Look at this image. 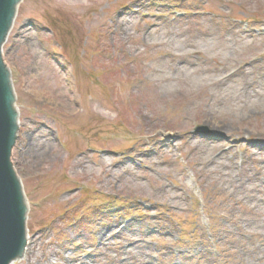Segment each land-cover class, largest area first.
Wrapping results in <instances>:
<instances>
[{
  "label": "rangeland",
  "instance_id": "1",
  "mask_svg": "<svg viewBox=\"0 0 264 264\" xmlns=\"http://www.w3.org/2000/svg\"><path fill=\"white\" fill-rule=\"evenodd\" d=\"M19 7L16 264H264V0Z\"/></svg>",
  "mask_w": 264,
  "mask_h": 264
},
{
  "label": "water",
  "instance_id": "2",
  "mask_svg": "<svg viewBox=\"0 0 264 264\" xmlns=\"http://www.w3.org/2000/svg\"><path fill=\"white\" fill-rule=\"evenodd\" d=\"M21 1L0 0V264H13L27 246L28 204L11 159L18 138V104L2 53Z\"/></svg>",
  "mask_w": 264,
  "mask_h": 264
},
{
  "label": "bare ground",
  "instance_id": "3",
  "mask_svg": "<svg viewBox=\"0 0 264 264\" xmlns=\"http://www.w3.org/2000/svg\"><path fill=\"white\" fill-rule=\"evenodd\" d=\"M119 22H120V18H118L117 19ZM15 21H16V18H15V20L13 21L14 23H15ZM13 24V23H12ZM11 24V26H10V30H9V32H8V34H7V38L8 37H10V31H11V28H12V26L14 25H12ZM190 61V60H189ZM207 114H209V113H207ZM207 118V123L208 124H210L209 122L211 121L210 120V118H208V117H206ZM20 122V121H19ZM20 124V123H19ZM214 128L215 129H217V130H219V132L220 131H224V130H226V128H225V125L222 123V124H215L214 125ZM210 139H212V138H209V141H210V144H212L213 143V141H215L216 139H214L213 141L212 140H210ZM207 146H208V144L207 143H205ZM176 147V144L174 143V141L172 140V138L171 137H169V138H166L165 140H164V142L162 143V145H160L159 146V151L161 152V153H163L164 155H166L167 154V151L169 150V149H171V148H175ZM103 158H105V156L103 155L102 156V159ZM93 171V169L91 168L90 169V172H92ZM27 204H28V211H29V202H27ZM28 213V212H27ZM27 222V221H26ZM29 245H30V242L28 243ZM28 251H29V248H24V250H23V252H22V254H21V257L17 260V262L18 261H20L21 259H24L26 256L25 255H27L28 254ZM13 264H16V261L13 263Z\"/></svg>",
  "mask_w": 264,
  "mask_h": 264
}]
</instances>
